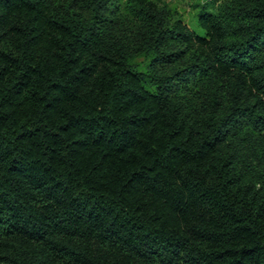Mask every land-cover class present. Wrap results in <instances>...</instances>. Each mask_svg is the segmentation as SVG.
Instances as JSON below:
<instances>
[{"label":"trees","instance_id":"obj_1","mask_svg":"<svg viewBox=\"0 0 264 264\" xmlns=\"http://www.w3.org/2000/svg\"><path fill=\"white\" fill-rule=\"evenodd\" d=\"M0 0V264H264V0Z\"/></svg>","mask_w":264,"mask_h":264},{"label":"rangeland","instance_id":"obj_2","mask_svg":"<svg viewBox=\"0 0 264 264\" xmlns=\"http://www.w3.org/2000/svg\"><path fill=\"white\" fill-rule=\"evenodd\" d=\"M167 2L172 7H176L183 15L186 23L198 34H203L204 31L198 24L199 11L203 6L209 8L210 11H215L216 5L212 0H162Z\"/></svg>","mask_w":264,"mask_h":264}]
</instances>
